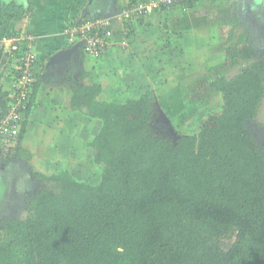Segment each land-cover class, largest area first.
Listing matches in <instances>:
<instances>
[{
    "label": "trees",
    "instance_id": "obj_1",
    "mask_svg": "<svg viewBox=\"0 0 264 264\" xmlns=\"http://www.w3.org/2000/svg\"><path fill=\"white\" fill-rule=\"evenodd\" d=\"M33 10L0 0V27ZM90 72L81 67L69 88L72 106L101 122L87 143L97 178L68 167L36 174L27 215L0 219V264H264V138L249 124L264 97L263 62L209 83L220 110L193 133L178 130L153 87L119 103ZM124 108L135 118L120 117ZM162 120L171 127L157 128Z\"/></svg>",
    "mask_w": 264,
    "mask_h": 264
},
{
    "label": "crops",
    "instance_id": "obj_2",
    "mask_svg": "<svg viewBox=\"0 0 264 264\" xmlns=\"http://www.w3.org/2000/svg\"><path fill=\"white\" fill-rule=\"evenodd\" d=\"M21 1L30 2L33 12L0 27V38L6 30L30 36L24 45L36 56L32 70L35 85L30 86L29 107L21 124L22 136L9 156L0 155V182L4 185L7 182L4 198H9L11 193V204L13 199H26L28 192V183L14 191L13 182L28 180L36 174L50 175L57 168L66 167L68 162L63 157L72 158L71 152L82 149L92 136L93 122L99 123L70 103L69 83L77 79L74 76L78 77L81 67L91 71L90 79L98 80L103 88L107 89L110 80L115 85L130 84L127 87L133 88L132 94H139L148 86L155 88L163 76L183 84L199 77L190 72L221 69L228 63L229 53L234 52L229 44L245 45L248 40L242 34L237 35L238 40L234 35L232 39L231 31L225 35L222 14L227 7L236 4L239 15L244 12L251 17L256 15V25L264 26V18L257 16L259 11L253 6L256 0H183L132 20L125 48L118 46L120 35L116 31L114 45L102 58L92 61L79 47L71 51L72 45L62 36V28L81 17L112 14L131 0ZM239 15L235 14L234 23ZM57 52L63 53L62 56L49 63ZM17 61L9 56L7 42L0 41V116L12 98Z\"/></svg>",
    "mask_w": 264,
    "mask_h": 264
},
{
    "label": "rangeland",
    "instance_id": "obj_3",
    "mask_svg": "<svg viewBox=\"0 0 264 264\" xmlns=\"http://www.w3.org/2000/svg\"><path fill=\"white\" fill-rule=\"evenodd\" d=\"M253 6L256 10L259 11L257 16H262L264 18V0H256ZM108 14L111 13L108 12ZM235 14L239 15V13L236 11V4L232 7H227L226 12L222 14L224 20L222 27L225 28V35L226 32L229 33L231 31V38L233 39L234 35V37L236 36L235 39L238 40L237 35L242 34L241 37L247 38L248 42L246 43L247 45L245 44L246 46L244 44L237 46L229 44V46L234 49V52L231 51V53H229V56L226 55L229 57L228 63H224L221 69H211L206 71L200 70L201 72L193 73L190 72V74L192 75L198 74L199 77L194 78V80L189 79L188 82H184L183 84H181L179 80L170 81L169 77L163 76L160 78L159 84H157L156 87L154 86V89L157 90L158 93V101L160 102L161 106L164 107L162 108V110L167 111L172 123L176 124L178 130H180L182 133L196 132L198 130L199 117H204L208 115V113L217 114L219 112L221 105V96L218 93L211 92L209 90V82L223 75H233L241 68L244 63H248L250 61L260 60L264 64V26L258 27L256 25V22L258 23L256 15H253L251 17L247 12L240 14L239 16L241 17V19H239L240 17H237V23H234L235 20L233 19L235 18ZM226 41L225 44L228 43ZM90 60L93 61L96 59L90 58ZM90 70L92 69L90 68ZM120 73L121 72H119V75ZM74 78H77V74H75ZM109 82L110 84H107V89L106 86L103 88L102 94H104L103 97L106 96L105 98L108 97L109 99L115 100L119 103H123L125 102L127 97H130L131 95H138L137 93L132 94L131 91L133 88H131V91L128 90L127 85L129 86L130 84L123 86L122 83H118V85H115L110 80ZM135 92H138V90H135ZM119 116L125 118H135L136 114L134 110L130 108H124L119 111ZM97 122L98 121H94L92 124V136H90L91 138H93V136L99 130L101 122L99 121V123L96 125ZM249 124L252 129L254 138L258 143L261 144L264 138V97L262 98L257 117L254 121H250ZM156 126L160 130H165V128L171 127L163 122V120L159 121ZM82 142H84V140ZM82 146V149L75 151L76 155L75 152H71V155L73 154L74 157L73 155L72 158L63 157V161L65 163L68 162L66 167H68L77 178L93 181L97 178L98 165L94 162L95 157L92 149L88 146V144L84 143ZM32 177L33 176L31 175V177H28V180L22 179V183L19 180L16 183L13 182L14 191H19L21 187L24 188L25 184L28 183L26 184L28 185V192L26 195V199L24 198L17 201L13 199L12 204L10 203L11 193H9V198H4L5 193L8 191V187L6 186L7 182L5 183V185L3 182H0L1 219L14 215L20 217H25L27 215V210L25 209L27 200L31 198L34 191L38 188L39 185H41V182H43L39 178H36V175L35 177ZM14 196L17 197L18 194H15Z\"/></svg>",
    "mask_w": 264,
    "mask_h": 264
},
{
    "label": "built area",
    "instance_id": "obj_4",
    "mask_svg": "<svg viewBox=\"0 0 264 264\" xmlns=\"http://www.w3.org/2000/svg\"><path fill=\"white\" fill-rule=\"evenodd\" d=\"M183 0H134L121 5L115 13L81 17L62 28V36L72 46L82 48L91 58L104 56L114 45L116 31L119 32V46L124 48L130 32V23L155 10L166 9ZM10 33V34H9ZM3 33L1 42H7L10 57L17 58V76L12 98L6 112L0 116V155H5L19 140L24 109L29 99L35 54L25 48L26 33L12 30Z\"/></svg>",
    "mask_w": 264,
    "mask_h": 264
},
{
    "label": "water",
    "instance_id": "obj_5",
    "mask_svg": "<svg viewBox=\"0 0 264 264\" xmlns=\"http://www.w3.org/2000/svg\"><path fill=\"white\" fill-rule=\"evenodd\" d=\"M71 48H72V49H71ZM71 48H70L71 51L75 52V50H76V48H77V44L73 45ZM61 52H63V51H61ZM61 52H57V53H55L54 55H52V57H51L49 63L53 62V60H57V58L60 57V54H61V56H62L63 53H61ZM159 113H160V115H162V116L164 117L163 111H162L160 108H159ZM165 120H166V119H165ZM166 121L168 122V120H166Z\"/></svg>",
    "mask_w": 264,
    "mask_h": 264
}]
</instances>
